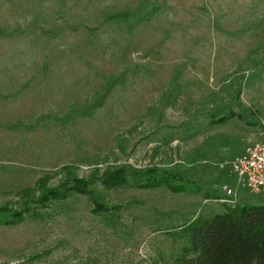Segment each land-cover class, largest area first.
Here are the masks:
<instances>
[{
	"label": "rangeland",
	"instance_id": "374dc122",
	"mask_svg": "<svg viewBox=\"0 0 264 264\" xmlns=\"http://www.w3.org/2000/svg\"><path fill=\"white\" fill-rule=\"evenodd\" d=\"M261 143L264 0H0V205L65 165L85 178L156 166L202 186L99 182L115 209L74 194L0 225V264H176L184 225L264 204L225 165ZM226 187L234 202L204 194Z\"/></svg>",
	"mask_w": 264,
	"mask_h": 264
},
{
	"label": "trees",
	"instance_id": "16d2710c",
	"mask_svg": "<svg viewBox=\"0 0 264 264\" xmlns=\"http://www.w3.org/2000/svg\"><path fill=\"white\" fill-rule=\"evenodd\" d=\"M236 115L231 113L217 121ZM62 170L65 176L54 185L48 184L46 177L41 178L37 195L25 190L19 202L0 205V225L17 224L27 215L47 217L51 213L48 209L55 202L74 194L86 195L93 203L94 212H110L114 206L98 201L96 185L99 182L108 189L125 185L139 188L165 186L176 193L202 192V186L181 171L156 166H115L88 178L72 173L70 165L63 166ZM204 194L211 199H228L213 196L210 192ZM182 230L187 243L176 258V264H264V204H227L224 212L200 215Z\"/></svg>",
	"mask_w": 264,
	"mask_h": 264
},
{
	"label": "built area",
	"instance_id": "2783aa9c",
	"mask_svg": "<svg viewBox=\"0 0 264 264\" xmlns=\"http://www.w3.org/2000/svg\"><path fill=\"white\" fill-rule=\"evenodd\" d=\"M231 173L242 182L251 193H264V143L251 145L245 153L237 158L227 161ZM227 202H234L231 197L235 191L232 187H226Z\"/></svg>",
	"mask_w": 264,
	"mask_h": 264
},
{
	"label": "crops",
	"instance_id": "0c3cea01",
	"mask_svg": "<svg viewBox=\"0 0 264 264\" xmlns=\"http://www.w3.org/2000/svg\"><path fill=\"white\" fill-rule=\"evenodd\" d=\"M255 204H260V203H255Z\"/></svg>",
	"mask_w": 264,
	"mask_h": 264
}]
</instances>
